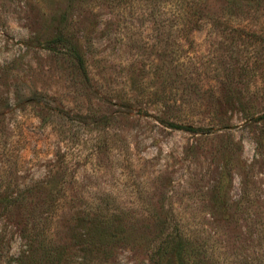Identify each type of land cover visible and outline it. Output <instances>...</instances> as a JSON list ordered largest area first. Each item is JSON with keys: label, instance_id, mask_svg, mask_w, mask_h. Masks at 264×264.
Returning <instances> with one entry per match:
<instances>
[{"label": "rangeland", "instance_id": "obj_1", "mask_svg": "<svg viewBox=\"0 0 264 264\" xmlns=\"http://www.w3.org/2000/svg\"><path fill=\"white\" fill-rule=\"evenodd\" d=\"M180 1L75 0L65 26L82 44L84 76L39 45L63 1L0 0V190L51 180L71 209L104 199L135 218L168 211L202 234L219 218L216 238L243 245L245 223L264 221V157L254 149L259 123L244 125L235 106L264 111V0H203L195 29ZM211 110L234 153L217 151L226 135L158 122L210 127ZM222 157L230 207L214 213ZM0 230L15 254L21 240L3 216ZM255 249L264 253V242ZM114 259L102 264H136L144 252L123 247Z\"/></svg>", "mask_w": 264, "mask_h": 264}, {"label": "trees", "instance_id": "obj_2", "mask_svg": "<svg viewBox=\"0 0 264 264\" xmlns=\"http://www.w3.org/2000/svg\"><path fill=\"white\" fill-rule=\"evenodd\" d=\"M60 1L64 2V7L54 14L52 29L49 33L43 31L39 45L57 57H64L75 70L86 76L82 44L65 26V13L71 10L75 0H57ZM235 1L229 0L227 5L231 7ZM204 7L203 0L179 2L181 18L189 24V28H197L200 19L194 15L200 14ZM187 14L191 17L187 18ZM237 96V103L240 104V97ZM235 108L241 112L244 125L254 127L259 123L253 136L254 149L264 157V111L254 112L244 106ZM211 112L216 123L210 127L192 126L177 120L158 119V122L204 138H212L214 134L220 138L226 135V141H219L217 151L230 150L234 153L237 145L226 132V121L215 117V111ZM229 178V159L222 157L209 190L210 208L214 213L227 211L230 207L226 198ZM63 192L51 180L38 181L15 191L0 190V216L14 226L21 240L18 251L12 254L8 239L0 230V264L113 263L116 249L123 247L143 250L144 259L136 264H264V253L255 249L260 242H264L262 220L245 223L243 245L231 244L227 249L223 238H216V230L220 228L219 218L209 225L211 233L202 234L200 229H192L186 220L168 217V211L156 218L154 215L153 219L135 218L129 216L126 208L111 205L104 199L100 202L84 201L80 205H72L75 208L71 209L59 202ZM65 208L70 213L67 218L59 220V216L62 217L59 212L62 213ZM220 234L225 235L224 232Z\"/></svg>", "mask_w": 264, "mask_h": 264}]
</instances>
